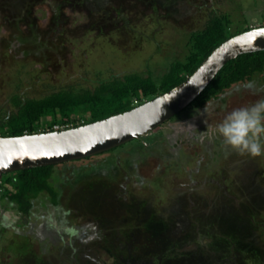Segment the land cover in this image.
<instances>
[{
	"label": "rangeland",
	"instance_id": "rangeland-1",
	"mask_svg": "<svg viewBox=\"0 0 264 264\" xmlns=\"http://www.w3.org/2000/svg\"><path fill=\"white\" fill-rule=\"evenodd\" d=\"M215 15L229 16L233 31L262 27L264 0H0V121L6 124L19 111L17 102L93 90L132 74L159 79L173 63L186 60L192 34L204 30ZM262 97L264 82L253 89L234 86L204 109L177 115L139 146L129 143L112 153L58 165L52 180L61 192L58 207L42 194L33 200L30 215L19 213L6 184L12 174L5 175L0 215L8 209L13 224L0 241V264H116L92 230L99 226L97 217L109 210L117 221L108 225L107 236L118 226L121 233L130 215L120 202L112 204L113 195H104L112 198L110 208L91 214L83 213L81 199L92 176L112 180L123 175L130 177L123 184L128 201L134 196L151 211L145 218L178 220V229L194 221L207 224L205 212L217 202L242 198L247 207L254 205L253 222L261 228L248 243L263 254L264 264V157L241 156L214 134L228 112ZM208 127L213 131L201 140L200 132ZM118 189L121 183L113 190ZM190 197L199 201V211H190ZM78 242L93 246L80 259ZM197 248L189 241L180 252Z\"/></svg>",
	"mask_w": 264,
	"mask_h": 264
},
{
	"label": "trees",
	"instance_id": "trees-1",
	"mask_svg": "<svg viewBox=\"0 0 264 264\" xmlns=\"http://www.w3.org/2000/svg\"><path fill=\"white\" fill-rule=\"evenodd\" d=\"M232 22L227 15L211 17L204 30L192 34L191 53L186 60L173 63L169 71L159 79L132 74L102 83L93 90L60 91L42 99L17 102L19 111L12 115L6 124L0 121V130L3 132L0 136L17 137L26 133H38L42 129L53 130L57 125L78 126L93 123L151 101L158 95L167 93L184 83L225 41L252 29L246 27L233 31ZM261 82H264V51L241 55L229 62L183 112L189 109H204L207 104L213 100H219L234 86H247L249 83L255 86ZM135 102L138 104L136 105ZM141 142L143 138L129 143L139 146ZM129 143L96 156L123 149ZM142 146L144 147V144ZM90 158L92 157L82 160ZM57 166L10 173L12 176L6 178V184L11 187L9 199L16 205L19 213L30 215L34 206L33 200L42 194L50 196L53 205L57 207L60 205L61 192L52 182L56 177ZM111 178H104V181L100 176H92L91 179L94 181L85 183L87 186L83 188L87 191H83L81 209L83 213L91 214L96 208L104 209L103 206L110 208L108 201L112 198L104 197L105 194H109L117 198L111 200L112 204L118 205L120 202L123 204L121 207L126 209L124 214L133 216L127 217L129 220L126 222L125 231L120 233L118 226L117 229H112V235L108 237L107 227H110L108 225L112 226L117 221L115 212L111 213L108 210L111 214L108 213L105 216L100 214L101 216L96 219L99 226L97 229L95 227L96 231L92 230V235L96 233L99 239L97 242L102 244L101 246L112 256L116 264H141L145 261L150 264H262L263 254L248 243L249 238L254 235L253 232H257L261 225L253 222L256 216L255 206L247 207L242 198L233 200V203L226 200L225 203L217 202L214 206H208L210 211L205 212L208 221L204 226L194 221L186 228L187 230L178 229L176 227H179L177 224H180V221L164 219L160 221L154 216L147 219L145 212L151 211L144 201H139L134 196L130 202L128 201L130 194L126 192L123 184L128 183L130 177L123 175L120 177L123 178L121 181L120 178L112 180ZM117 183H121L122 189L114 191ZM123 194L126 196L129 194V196H124V199L121 197ZM187 203L189 208L191 207L190 211L200 210V203L195 198L190 197ZM193 223L194 226H192ZM196 226H200L201 230L195 229ZM189 241L197 243L200 249L182 254L181 248ZM88 248L93 246L78 242V245H75L76 258L80 259ZM43 263L49 264L45 260Z\"/></svg>",
	"mask_w": 264,
	"mask_h": 264
},
{
	"label": "water",
	"instance_id": "water-1",
	"mask_svg": "<svg viewBox=\"0 0 264 264\" xmlns=\"http://www.w3.org/2000/svg\"><path fill=\"white\" fill-rule=\"evenodd\" d=\"M261 51L264 27L252 28L221 44L184 83L129 111L57 131L0 136V189L7 174L82 160L150 135L187 109L229 62ZM201 78L208 80L203 91Z\"/></svg>",
	"mask_w": 264,
	"mask_h": 264
},
{
	"label": "clouds",
	"instance_id": "clouds-1",
	"mask_svg": "<svg viewBox=\"0 0 264 264\" xmlns=\"http://www.w3.org/2000/svg\"><path fill=\"white\" fill-rule=\"evenodd\" d=\"M200 71L203 73L205 69L201 68ZM210 78L215 79L214 76ZM207 83V79L201 78L198 89L203 91ZM246 87L253 89L254 85L249 83ZM253 94L257 95L258 92L254 91ZM211 131L213 130L208 127L206 132H200L199 138L203 140ZM214 134L222 137L224 143L241 156L264 157V97L228 112L216 125Z\"/></svg>",
	"mask_w": 264,
	"mask_h": 264
},
{
	"label": "crops",
	"instance_id": "crops-1",
	"mask_svg": "<svg viewBox=\"0 0 264 264\" xmlns=\"http://www.w3.org/2000/svg\"><path fill=\"white\" fill-rule=\"evenodd\" d=\"M6 212H9V210L3 209V208L1 209V215H0V232L2 233V235L0 237L1 242L4 239L3 234H6L7 232H9L11 229L9 230L8 228L11 227L13 224V223L11 224V221L13 222L12 215H10L9 213H6ZM14 232H15V230H14Z\"/></svg>",
	"mask_w": 264,
	"mask_h": 264
},
{
	"label": "built area",
	"instance_id": "built-area-1",
	"mask_svg": "<svg viewBox=\"0 0 264 264\" xmlns=\"http://www.w3.org/2000/svg\"><path fill=\"white\" fill-rule=\"evenodd\" d=\"M71 127L70 125L68 126H60V125H57L53 128L54 131H57V130H61V129H65V128H69ZM51 129H42L40 132H50V131H53ZM27 134V133H26Z\"/></svg>",
	"mask_w": 264,
	"mask_h": 264
}]
</instances>
